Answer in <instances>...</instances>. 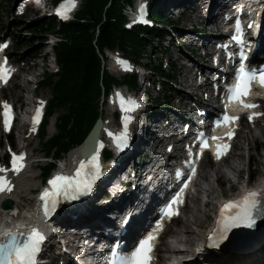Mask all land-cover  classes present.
I'll return each mask as SVG.
<instances>
[{"label":"trees","instance_id":"16d2710c","mask_svg":"<svg viewBox=\"0 0 264 264\" xmlns=\"http://www.w3.org/2000/svg\"><path fill=\"white\" fill-rule=\"evenodd\" d=\"M130 1L84 0L75 21L59 26L57 33L62 34L66 42L54 49L61 73L53 85L55 97L49 113L55 108L66 112L60 118L59 135L44 143L47 155L59 157L67 153L80 141L98 114L97 100L102 87H108L111 81L102 69L104 49H120L137 61L140 51L149 43L140 38L143 30L128 32L122 28L121 9ZM155 18L161 20V16ZM56 27L54 20L45 19L39 24V32L55 31ZM144 32L150 41L160 36L154 29ZM129 84H134V79ZM41 141H44L43 133Z\"/></svg>","mask_w":264,"mask_h":264},{"label":"snow or ice","instance_id":"6c2138e0","mask_svg":"<svg viewBox=\"0 0 264 264\" xmlns=\"http://www.w3.org/2000/svg\"><path fill=\"white\" fill-rule=\"evenodd\" d=\"M60 14V13H58ZM237 31H240L239 23H237ZM235 39V37H234ZM3 47V46H0ZM244 57L242 56V60ZM8 72L0 65V82H6ZM258 76L261 86H264V71L259 73H253L250 70L241 68L236 76V84L233 88L229 89V101L239 100L241 96H244L249 91V86L252 80ZM125 104L128 108H125ZM244 107H256V105H243ZM3 122L5 130H8L11 122L10 106L5 103L3 105ZM122 111H133L139 108V104L133 98H128L127 101L121 100ZM40 115L39 109L37 110V118ZM253 117L249 116L251 120ZM34 118V124H35ZM131 118H129L130 120ZM238 117H228L225 115L223 120L225 122L231 120L235 121ZM229 133V138H231ZM109 136L113 137L116 143L117 149L120 150L125 145L128 137V132L125 126V130L121 133L114 134L109 132ZM206 145H202L204 147ZM227 150V145L223 146V149L217 148V159ZM23 160V155L17 157L13 155L12 167L14 172H19L22 164H18V161ZM99 165L97 163V157L92 156L91 160L85 162L81 161L79 168L76 170L75 177L58 174L49 180L50 189H45L41 194V201L44 202L45 216L47 217L50 211L56 209L61 201H68L70 199H76L80 194L86 193L90 190L92 183L99 177L98 171ZM6 171V169H0V172ZM194 171V169H193ZM191 177H189L190 179ZM186 187V183L184 185ZM11 191L10 182L6 181V178L0 176V192ZM183 192V188L180 189ZM180 193L176 194V197L165 207L164 213L169 217L176 215L172 205L176 204L177 198ZM258 193L252 192L245 194L239 201H230L224 205L220 210V216L217 220V227L214 233L208 238V247H218L224 239L227 238V234L237 227L251 228L255 224V214L264 215V208L259 205V201L256 199ZM24 235V234H21ZM155 237L149 235L143 239L135 250L132 252L130 258H124L120 261V264H151L152 244L151 241ZM45 236L36 229H31L23 241L17 240L16 236L7 238L5 242H0V260L6 262V264H35V257L40 250L41 244L44 242Z\"/></svg>","mask_w":264,"mask_h":264},{"label":"rangeland","instance_id":"374dc122","mask_svg":"<svg viewBox=\"0 0 264 264\" xmlns=\"http://www.w3.org/2000/svg\"><path fill=\"white\" fill-rule=\"evenodd\" d=\"M150 1H152V0H150ZM167 2H168V0L162 1L161 3L157 4L156 7L164 6L167 4ZM12 6H13L12 4L10 6L9 5L7 6L6 4H2V1H1V3H0V20H1L0 27H4L5 21L11 19L10 18V16H11L10 15V8H12ZM178 15H179V12L175 10V11H172V13L169 15V17L171 20H175ZM37 16H38V14H37ZM6 17H7V19H6ZM35 17L36 16H30L29 18H27V19H30V23L26 22V25L24 27L19 28L18 31L16 32L18 35L16 44L19 47L21 45H23L22 51L20 54H22L23 56L28 57V58H30V56H33L35 52H38V54H39L36 60H34V61L30 60V62H29L30 69L33 70V71H31V74L40 73L41 64L43 63L40 60V57H41L40 53L45 54V52H46V50H45L46 47L43 48V46L38 41V37L34 34L35 31L33 30L34 29L33 27H35L37 25V22H38V19H36ZM28 29H30V30H28ZM185 47L187 48V46H185ZM145 52L146 53L150 52V48H146ZM171 53H172V51L170 52V54ZM18 55H19V53H18ZM150 56L152 58L151 53H150ZM158 56L160 57V55H157L156 57L153 56V59H157ZM153 59H152V61H153V63H155ZM142 61L147 62V63L149 62L147 59H143ZM48 65H50L49 55H48V57H46V62L44 64V66H48ZM33 66H34V69H33ZM177 69H179L178 66H177ZM27 79H32V77L28 76ZM15 83L19 84V81L18 82L14 81L13 85H15ZM176 84H178V82H176ZM20 87L22 88V90L18 86L19 91H16V88L10 86L8 88V90L6 91V94L8 96H10V98H12L13 100L19 99L20 102L22 101L24 103L25 101H28V96H26L24 94L25 90L28 93L29 89L23 83L21 84V82H20ZM157 95H159V94H157L156 91L150 92L151 98L152 97L155 98V97H157ZM43 96L46 98L50 97L49 89L45 90V92L43 93ZM160 96H162V95H160ZM170 105L174 108L177 107L176 103L174 101ZM160 108L162 109V107H160ZM103 113H104V115L108 114L105 110ZM261 127H262V124L259 125V128H261ZM259 128L253 130L252 134H249V133H251V130H245L242 135H244L246 137V140L238 141L237 148H236V154H238L240 156L238 158V161H240L239 159H242L241 166H243V168L244 167L246 168V165L248 163H250L249 156L252 157L251 163H250L251 164L250 169H251V173H254V183L255 184L260 183V179L264 178V169L262 167V161H261L262 159L260 157L261 154L263 153V149H264L263 148V146H264V134L261 132V131L264 132V129L261 128L262 130H259ZM251 135H252V137H251ZM14 140H15V142H14L15 146L16 147L19 146L20 143L18 140L17 133H15V135H14ZM29 149H30L31 153L33 154V160H37L38 157H42L44 155V149H43L42 144H41L39 139L34 138L30 143ZM77 150L78 149H76L75 151H77ZM75 151L70 152L67 158L68 159L71 158V156L73 155V152H75ZM1 154H2V150H0V155ZM231 161H232V164L238 163L235 159H233ZM42 166H43V164H38L37 168H36V166H34L33 176H35V178L33 180L32 179L28 180L25 184L26 188L24 189V192H25L26 197L23 200L24 204H28V189L35 188L39 182L37 177L40 173L39 167H42ZM221 168L226 170L224 166H222ZM213 170H214V167L208 165L207 161H204V163L202 165V171H204V173L206 174V181H203V180L199 181V185L201 186V188L203 187L204 189L205 188L208 189L209 184H207V181H208V183L213 185V187L218 186L217 182H215ZM261 171H262V174H261ZM210 172H213V175ZM231 176H232V180H234L235 175H231ZM216 178H218V177H216ZM244 179H245V177L242 178L240 182L242 183V181ZM221 183L223 184V186L217 187L218 188V189H216L217 193H214V195L220 196L223 194L226 197L231 196V195L232 196L237 195V192L239 190L238 187L234 186L230 190L229 189L230 185H229L228 181L225 180L224 178L221 179ZM216 200L217 199H215V202H216ZM205 201H206L205 194L203 192L198 193L196 203L195 204L190 203V206L187 207L184 215L178 220L176 226L170 228V231H169L166 239L168 238V239L174 240V238H173L175 235L174 232L178 231L181 228L183 222H185L186 218L188 217V215L190 214L191 211L193 213H195L198 216L199 220L203 223L202 227H200L198 231L202 236H204V233L206 231H208L209 228L211 227L212 220H213V218H212L213 212L211 211V206H206L205 210L203 209L204 208L203 203Z\"/></svg>","mask_w":264,"mask_h":264},{"label":"bare ground","instance_id":"6f19581e","mask_svg":"<svg viewBox=\"0 0 264 264\" xmlns=\"http://www.w3.org/2000/svg\"><path fill=\"white\" fill-rule=\"evenodd\" d=\"M199 2L202 3V0H198ZM200 3V7L197 9V13H201V10H203V5ZM212 19V16L210 17L209 21ZM208 21V22H209ZM189 82V81H188ZM187 84H192L191 82L187 83ZM176 116H178L176 114ZM263 134L264 132L261 131ZM252 137V135H251ZM149 144V143H148ZM74 154L78 155V157H80V150L74 152ZM73 154V155H74ZM154 153L150 152L148 154V157H154L153 155ZM72 155V156H73ZM235 157V156H234ZM261 161H262V167L264 168V149H263V153L261 154ZM240 161H238V158L236 159V161L238 162L237 164H231L229 162H226L223 164V166L227 169L226 170H223L221 167L222 165L218 166V167H215L213 172H214V176H219L220 179L224 178L225 180L228 181L230 187L229 189L231 190L234 186L238 187L239 188V185L241 184L240 181L242 178L246 177V172H247V169L243 166H241V163H242V159H239ZM159 166H163V164H159ZM213 172H210L212 173L213 175ZM261 174H262V171H261ZM231 175H235V179L232 180V176ZM200 177L204 179V181H206V174L204 173V171H201V174H200ZM244 181V180H243ZM207 184L208 185V189L207 188H200L199 191H197V193H200V192H203L206 196V201L203 203L204 205V210H205V207L206 206H211V211L213 212L212 214V225L211 227L209 228L211 231L214 230V228L216 227L217 225V218H215V215H216V212H217V208L219 207V203L220 201H223V199L226 197L224 196L223 194L222 195H214V193H217V190L218 189L217 187H222L220 185H218L216 188L213 187V185H211L210 183H208L207 181ZM245 182H242V186H244ZM225 194V193H224ZM215 199L216 202H215ZM190 201H192L193 203H196L197 201V195L196 196H192ZM203 223L199 220L198 216L193 213L192 211L190 212V214L188 215V217L186 218L185 222H183L181 228L178 230V231H175L174 232V240H172L171 242H166L165 243V247L168 249V252H172V254H175V255H183L184 253H186L187 255L188 254H193L194 252V255H197L198 254V251L201 249L200 248V243H203V242H206V236L208 237V234L210 233V231H206L205 234L206 236H202L200 233H199V228L202 227ZM177 245H183L185 247L184 250H182V252H179L178 249H177ZM197 249V251H196ZM191 254V255H192ZM199 255H197V261L196 262H199ZM215 262V259H209L207 263H213ZM233 264V263H231ZM247 264H250V263H247Z\"/></svg>","mask_w":264,"mask_h":264}]
</instances>
